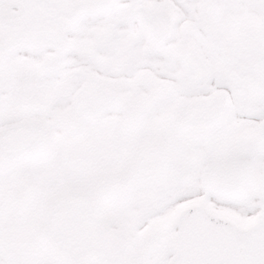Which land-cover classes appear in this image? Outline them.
<instances>
[{"label":"snow or ice","instance_id":"obj_1","mask_svg":"<svg viewBox=\"0 0 264 264\" xmlns=\"http://www.w3.org/2000/svg\"><path fill=\"white\" fill-rule=\"evenodd\" d=\"M0 264H264V0H0Z\"/></svg>","mask_w":264,"mask_h":264}]
</instances>
